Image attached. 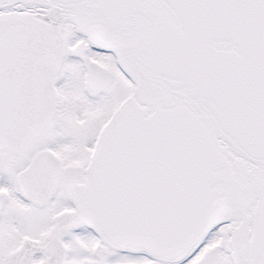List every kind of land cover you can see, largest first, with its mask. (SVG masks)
<instances>
[{
	"label": "snow or ice",
	"instance_id": "obj_1",
	"mask_svg": "<svg viewBox=\"0 0 264 264\" xmlns=\"http://www.w3.org/2000/svg\"><path fill=\"white\" fill-rule=\"evenodd\" d=\"M0 264H264V0H0Z\"/></svg>",
	"mask_w": 264,
	"mask_h": 264
}]
</instances>
